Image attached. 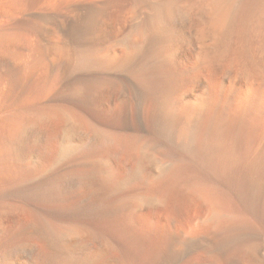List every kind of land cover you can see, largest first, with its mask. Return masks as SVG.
I'll return each mask as SVG.
<instances>
[{
  "label": "bare ground",
  "instance_id": "6f19581e",
  "mask_svg": "<svg viewBox=\"0 0 264 264\" xmlns=\"http://www.w3.org/2000/svg\"><path fill=\"white\" fill-rule=\"evenodd\" d=\"M0 264H264V0H0Z\"/></svg>",
  "mask_w": 264,
  "mask_h": 264
},
{
  "label": "rangeland",
  "instance_id": "374dc122",
  "mask_svg": "<svg viewBox=\"0 0 264 264\" xmlns=\"http://www.w3.org/2000/svg\"><path fill=\"white\" fill-rule=\"evenodd\" d=\"M126 221H121L120 223H118V224H116L115 225V227H117V229L113 226V229H114V231L112 230L111 231V233L112 234H114L120 241H121V243H122V245L124 244V246L128 249V250H131V251H136V248H135V240H136V238H138V236H139V238L142 236V238H144V240L147 238V241L146 242H148V246L150 245V246H152V245H154L157 241H158V239H157V237L159 238V234L156 236V234L157 233H159L158 232V229L156 228V230L154 229V227H153V231L151 232V229L150 228H147V229H149V231L148 230H146V228H138L137 229V227H135V225H133V223H131V222H129V221H127L126 223H125ZM126 226V227H125ZM119 227V228H118ZM122 227H124V228H122ZM129 230V231H127V230ZM111 230V229H110ZM116 230V231H115ZM124 230V231H123ZM132 230V231H131ZM138 230L140 231V232H142V233H140V232H138ZM121 231V232H120ZM135 231V232H134ZM120 232V233H119ZM126 232V233H125ZM133 232V233H132ZM148 232H149V234H148ZM119 233V234H118ZM122 233H124V234H122ZM128 233H130V234H128ZM135 233H137L136 235H135ZM122 234V235H121ZM126 234V235H125ZM145 234V235H144ZM154 234L155 236H156V238L154 237L153 238V236L152 235ZM121 235V236H120ZM125 236V237H124ZM132 237V238H131ZM149 238V239H148ZM127 240H128V242H127ZM156 240V241H155ZM123 241L125 242V243H123ZM151 241H152V243H151ZM151 244H150V243ZM155 242V243H154ZM128 243V244H127ZM127 245H130V246H127Z\"/></svg>",
  "mask_w": 264,
  "mask_h": 264
}]
</instances>
